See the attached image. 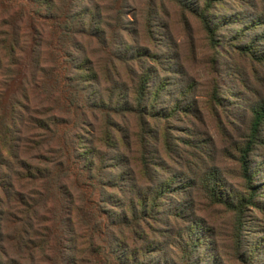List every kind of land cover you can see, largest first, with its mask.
<instances>
[{"label": "rangeland", "instance_id": "374dc122", "mask_svg": "<svg viewBox=\"0 0 264 264\" xmlns=\"http://www.w3.org/2000/svg\"><path fill=\"white\" fill-rule=\"evenodd\" d=\"M181 2L196 11L206 9L205 0H76L78 28L87 36L78 35L64 54L67 43L57 41L53 29L38 25L37 34L31 30L28 15L34 6L0 0V54L12 80L0 76L7 90L0 104L10 103L15 95L28 96L33 107L29 127L37 118L54 116L59 127L52 129L68 136L70 148L91 158L93 170L88 176L92 180L87 179V186L79 158L72 159L80 186L75 185L76 177L72 185L76 195L85 198V211L101 220L98 242L107 217L99 207L117 193L108 185L118 176L114 158L120 152L127 155V142L131 157L148 158L152 182L175 192L164 197L162 216L150 220L148 260L181 264L179 233L195 222L198 232L205 229L201 235L206 242L194 263L243 264L236 252V214L213 203L209 193L215 180L207 178L216 176L219 195L228 190L248 194L239 175L237 148L250 135L252 107L264 100V0L215 1L206 9L216 32L214 43ZM22 15L20 26L25 27L18 34L24 33L26 41L21 52L15 51L14 60L3 49V39L10 30L16 36L12 22ZM84 59L89 63L80 69ZM147 76L150 115L142 131L125 107L133 105L131 92ZM122 136L125 139L120 140ZM112 140L120 151L109 147ZM24 156L30 160L29 154ZM251 164L258 193L254 205H247L241 214L238 237L248 264H264V127ZM137 176L141 178V173ZM152 182L146 185L154 186ZM78 233L77 247L83 250L90 232ZM25 250L9 249L15 259L31 264ZM246 252L252 253L250 259ZM33 259L38 264L45 261L38 251Z\"/></svg>", "mask_w": 264, "mask_h": 264}, {"label": "trees", "instance_id": "16d2710c", "mask_svg": "<svg viewBox=\"0 0 264 264\" xmlns=\"http://www.w3.org/2000/svg\"><path fill=\"white\" fill-rule=\"evenodd\" d=\"M21 1L35 7L28 15L33 23L31 30L37 34L38 25H43L47 30L53 29L57 41L64 46L67 43V48L63 49L64 54L71 50L72 43L78 35L87 36L84 30L78 28L80 19L75 7L76 0ZM215 1L217 0H205L206 9L212 7ZM182 5L200 20L214 43L216 32L207 18L206 9L196 11L183 3ZM24 17L22 15L12 22L16 36L13 30H10L9 37L3 39L5 42L3 49L8 50L13 58L15 51L21 52L26 41L23 39L24 33L18 34L19 28L25 27L20 26L24 24ZM39 21H44L46 25L39 24ZM5 23L10 24L8 21ZM2 43L0 41V45ZM2 58L0 54V76L11 82V77H8L9 69H4ZM87 63L88 59H84L80 69ZM147 79L148 76L142 78L140 83H136L131 92L133 105L128 104L125 107L128 113L136 116L142 131H145L147 116L150 115L146 103ZM0 85L1 102L6 97L7 90ZM16 89L25 91L24 88ZM30 102L26 95L22 97L15 95L10 103L0 104V264H23L14 258L13 252L11 253L9 249L20 251L24 247L31 264H38L33 259L35 251L45 257V261L40 260L44 261V264H153L148 260L152 246L147 240V229L151 219L157 221L158 215L162 216L160 209L164 197L175 192L170 186L152 182L153 169L148 158L144 155L140 158L131 157L129 143L126 142L124 146L127 155L120 152V156L114 158L116 161L114 168L118 176L108 185L115 188L117 193L111 197L112 200H103L102 206L99 207L107 217L103 235L100 236L102 239L98 242L97 231L101 220L85 211L83 207L85 198L78 197L72 185V178L76 177L75 185L80 186L72 159L79 158L78 167L86 184L87 179L92 180V177L88 176L93 170L91 158L85 157V151L78 152L77 148H70L68 136H60L57 129H52L54 126L59 127L56 117L37 118L29 127L28 121L32 120L29 114L33 111ZM74 108L78 109V106L74 104ZM251 115L250 135L243 146L237 148L239 175L248 194L241 195L238 191L228 190L225 196L219 195L215 191L219 186L216 176L207 178L215 180L212 192L209 193L213 203L221 204L236 214V252L243 264L248 262L242 253L244 243L242 237H238V229L240 230L239 222L244 208L247 205H254V198L258 193L251 155L260 141V133L264 127V100L252 107ZM123 139L125 136L120 140ZM112 143L109 147L120 151V146L115 141ZM71 149L74 152L73 157ZM27 154L33 161L26 159L24 155ZM131 164L133 166H130ZM139 173L141 178H137ZM148 181L154 186H147ZM208 184L210 181L205 185ZM197 227L198 224L194 222L179 233L177 249L181 254V264H196L194 263L196 252L206 242V237L201 235L205 229L202 228L198 232ZM78 230L90 232L83 250L77 247L81 237ZM251 254L246 252L247 259H250Z\"/></svg>", "mask_w": 264, "mask_h": 264}]
</instances>
